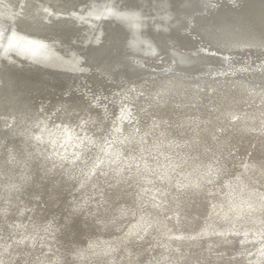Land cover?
I'll return each instance as SVG.
<instances>
[{"label": "bare ground", "instance_id": "obj_1", "mask_svg": "<svg viewBox=\"0 0 264 264\" xmlns=\"http://www.w3.org/2000/svg\"><path fill=\"white\" fill-rule=\"evenodd\" d=\"M0 219V264H264V0H0Z\"/></svg>", "mask_w": 264, "mask_h": 264}, {"label": "rangeland", "instance_id": "obj_2", "mask_svg": "<svg viewBox=\"0 0 264 264\" xmlns=\"http://www.w3.org/2000/svg\"><path fill=\"white\" fill-rule=\"evenodd\" d=\"M86 91H87L86 95L90 96L91 93H92L91 90L87 88L86 90H84V92H86ZM116 92H117V91H116ZM142 95H143V94H142ZM146 101H148V100L145 99V103H146ZM125 104H130V103H129V102H124L123 105H125ZM130 107H131V110L133 111V113L137 111V105H136V104H134V106H133V104H130ZM137 112H138V111H137ZM135 114H137V113H135ZM110 117L112 118L113 115H111ZM144 121H145V120H144ZM142 123H143V124H146V123H147V120L145 121V123H144V122H142ZM242 157H243L242 155L239 156V157H238L239 160H240V158H241V160H243L244 158H242ZM241 160H240V161H241ZM234 250H235V248L232 249L233 252H235V251H236V252L239 251L238 248H236L235 251H234ZM241 255H242V254H241ZM235 256H236V255L233 254L232 257H235ZM242 256L244 257V254H243Z\"/></svg>", "mask_w": 264, "mask_h": 264}, {"label": "water", "instance_id": "obj_3", "mask_svg": "<svg viewBox=\"0 0 264 264\" xmlns=\"http://www.w3.org/2000/svg\"><path fill=\"white\" fill-rule=\"evenodd\" d=\"M218 63V62H217ZM190 94H192L193 93V91L192 92H189ZM180 124V123H179ZM258 147V146H257ZM258 152V151H257ZM256 154V153H255ZM259 155H260V153H258ZM0 221H2L1 219H0ZM0 224H2V222L0 223ZM224 259V258H223Z\"/></svg>", "mask_w": 264, "mask_h": 264}]
</instances>
